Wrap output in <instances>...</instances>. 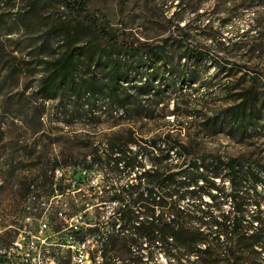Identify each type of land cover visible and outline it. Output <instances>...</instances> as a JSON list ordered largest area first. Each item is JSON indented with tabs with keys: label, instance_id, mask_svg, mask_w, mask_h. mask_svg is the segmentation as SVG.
<instances>
[{
	"label": "trees",
	"instance_id": "trees-1",
	"mask_svg": "<svg viewBox=\"0 0 264 264\" xmlns=\"http://www.w3.org/2000/svg\"><path fill=\"white\" fill-rule=\"evenodd\" d=\"M62 2L75 18L45 34L57 38L61 49L43 62L36 90L60 107L66 126L112 121V131L89 141L83 157L75 161L70 153L64 160L66 167L102 175L88 187L89 195L77 193L80 205L73 199L66 205L80 212L96 200L90 224L84 221L72 231L79 243L91 239L90 264H264V165L207 152L200 143L204 133L251 135L264 111L254 78L241 88L230 86V101L209 113L194 94L204 89L199 64L189 69L180 64L203 58L198 45L183 47L172 34L155 42L131 41L89 13L84 0ZM211 37L222 62L214 64L235 65L225 55L229 44L221 33L218 40ZM243 68L261 75L257 67ZM171 96L187 97L170 111L175 117L179 111V127L159 113V104ZM57 165L53 159L44 177ZM106 203L112 204L109 210ZM56 214L52 208L51 222ZM57 264L69 263L59 257Z\"/></svg>",
	"mask_w": 264,
	"mask_h": 264
},
{
	"label": "rangeland",
	"instance_id": "rangeland-1",
	"mask_svg": "<svg viewBox=\"0 0 264 264\" xmlns=\"http://www.w3.org/2000/svg\"><path fill=\"white\" fill-rule=\"evenodd\" d=\"M84 4L89 13L131 41L155 42L172 34L182 39L183 47L198 45L203 58L181 59L180 64L188 69L199 64L204 89L194 94L199 103H204L205 111H217L230 101L234 93L226 95L230 86L241 88L253 78L258 105L264 101V0H84ZM74 18L62 0H0V226L21 225L20 220L25 219L21 201L27 192L29 195L33 191L35 199L40 198L46 205L65 208L73 199L72 204L78 206L81 196L77 193L82 190L89 195L88 187L95 186L102 178L96 171L66 167L64 160L70 153L75 161L83 157L89 141L112 131L108 129L112 121L90 125L75 122L66 126L58 113L60 107L54 101L43 100L36 90L43 62L61 49L57 38L46 39L45 34ZM220 33L225 44H229L226 57L235 61V65L223 63L224 69L214 64L222 62L216 58L211 36L218 40ZM234 42L236 45L230 46ZM245 64L257 67L261 75L251 76L243 68ZM181 99L187 97L171 96L159 104V107L163 105L161 116L177 127L183 119L179 111L176 117L170 111ZM163 123L160 121L159 125ZM254 123L249 130L251 135L244 138H232L225 133L200 134L201 149L223 156H241L264 165V111ZM119 126L126 128V124ZM189 131L194 133L192 128ZM53 159L58 162L60 174L51 176L47 171L45 178L43 169ZM260 175L264 177V171L260 170ZM84 179L83 183L78 182ZM51 187L56 188L53 193ZM51 195L55 197L50 198ZM95 202L90 200L80 212L66 208L59 218L50 222L49 233L54 232L59 242H66L75 231L68 224L75 223L76 216L81 217L82 223L90 224ZM30 205L29 211L33 202ZM104 207L109 210L112 204L106 203ZM47 209L37 207L32 214L47 217L50 208ZM6 233L5 239L13 235L11 230ZM86 249L91 251V241L86 243ZM58 252L72 264L66 247Z\"/></svg>",
	"mask_w": 264,
	"mask_h": 264
},
{
	"label": "built area",
	"instance_id": "built-area-1",
	"mask_svg": "<svg viewBox=\"0 0 264 264\" xmlns=\"http://www.w3.org/2000/svg\"><path fill=\"white\" fill-rule=\"evenodd\" d=\"M60 174L56 167L53 170V176ZM28 191L31 190V183L28 186ZM41 197V194H40ZM55 197L51 195L50 198ZM40 199V198H39ZM39 199H29L28 192L23 197L21 202H33V209L25 212V219H21V225H6L0 226V264H57L60 257L58 249L66 247L71 254L72 264H90V257L86 249V243L91 241L87 238L84 242L79 243L74 239L73 233L66 242H59L56 239L54 232L49 233V216L35 217L32 214L37 207L57 209L56 217L59 218V213L66 209L62 207H54ZM47 209V210H48ZM43 210V209H42ZM76 216V215H75ZM75 223H69L70 229L77 230L82 223L81 217H74ZM11 230L13 235L5 239L7 231ZM58 232V231H57Z\"/></svg>",
	"mask_w": 264,
	"mask_h": 264
},
{
	"label": "bare ground",
	"instance_id": "bare-ground-1",
	"mask_svg": "<svg viewBox=\"0 0 264 264\" xmlns=\"http://www.w3.org/2000/svg\"><path fill=\"white\" fill-rule=\"evenodd\" d=\"M32 188H33V186H32ZM34 189V188H33ZM32 189V190H33ZM37 189H34V191H36ZM37 196L36 195H34L33 194V191L28 195V198L29 199H35ZM30 203L31 202H22L21 203V207H22V209H23V211H29L30 210V207H31V205H30ZM62 215V213H59V216H61Z\"/></svg>",
	"mask_w": 264,
	"mask_h": 264
}]
</instances>
